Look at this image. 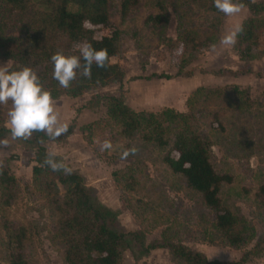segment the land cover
I'll use <instances>...</instances> for the list:
<instances>
[{
	"label": "rangeland",
	"instance_id": "374dc122",
	"mask_svg": "<svg viewBox=\"0 0 264 264\" xmlns=\"http://www.w3.org/2000/svg\"><path fill=\"white\" fill-rule=\"evenodd\" d=\"M119 3L111 0V19L123 32L118 55L111 61L123 67V80L79 97L61 95L54 99L61 123L72 130L61 140L46 142L47 151H55L63 163L80 173L98 200L116 212L117 229L142 232L143 246L126 249L124 264H186L174 258L168 247L144 251L152 242L183 244L211 257L209 260L264 264V205L256 197L264 184V32L258 57L244 61L236 43L224 46L220 41L249 17L245 7L238 14L225 16L210 9L214 0H139L122 19ZM162 12L161 24L144 22L149 14ZM214 28L218 32L212 42ZM184 33L192 37L185 45ZM7 62L11 63L0 59V65ZM180 69L181 74H177ZM187 70H193L192 76H185ZM219 70L236 73L214 74ZM199 87L221 89L208 96L203 91L199 101L202 92L190 103L197 112L194 127L210 139L212 163L217 170L232 175V181L223 185L221 197L246 227V241L239 247L212 237L211 212L199 194L159 158H122L123 142L110 138L115 130L97 129V124L93 133L82 130L106 117L105 105L97 104L95 95L122 96L136 111L157 113L172 108L185 112L189 109L188 97ZM9 107L10 103L0 108L5 122ZM213 112L219 115L222 128L212 124ZM5 139L9 144L0 146V160L16 154L11 168L21 188L8 215L28 228L29 264H65L61 249L52 240L55 220L47 204L35 193L26 192L32 186L34 152L10 137ZM104 141H109L111 148L102 151ZM2 237L0 226V264H7Z\"/></svg>",
	"mask_w": 264,
	"mask_h": 264
},
{
	"label": "trees",
	"instance_id": "16d2710c",
	"mask_svg": "<svg viewBox=\"0 0 264 264\" xmlns=\"http://www.w3.org/2000/svg\"><path fill=\"white\" fill-rule=\"evenodd\" d=\"M236 2L243 4L250 13L240 24L243 31L237 36L236 50L240 59L252 60L258 57L256 53L264 32V0ZM138 4L139 0H120L121 18L125 19ZM159 8L164 11L162 5ZM210 9L219 12L214 5ZM85 20L91 22L92 30L82 26ZM163 20L162 12L149 14L144 22L161 24ZM214 29L210 36L212 42L216 40L218 32L217 28ZM122 33L111 19V0H0V59L10 60L13 69H17V66L32 67L53 99L61 95L79 97L93 89L122 82L123 67L111 61L118 55ZM182 37L184 45L189 39L192 40L187 33ZM84 41L90 42L95 49H107L109 65L98 68L94 63L91 79L81 76L78 70L76 80L68 89H64L53 79L51 56L57 50L74 54L73 46ZM225 73L236 72H214ZM177 74H181V69ZM184 74L190 77L193 70H187ZM164 77L170 78L169 75ZM220 90L197 88L188 97L189 109L185 112L172 108L157 113L136 111L122 96L95 95L93 100L105 105L106 117L83 126L82 130L88 129L93 133L95 124L98 125L97 129L115 130L110 138L123 142L122 153L135 148V155L129 156L153 155L159 158L189 189L199 194L203 205L211 212L212 237H218L225 245L239 247L246 241V227H242L240 219L221 197V189L232 181V175L217 170L212 163L210 139L194 127L198 118L194 105L190 103L202 92L199 101L203 91L208 96L220 93ZM213 119L212 124L222 128L217 112H213ZM71 130L70 126L66 133L55 140L43 132H34L27 140L15 139L24 149L34 152L36 164L32 169V186L27 187L26 192L30 195L35 193L47 204L55 220L52 240L61 249L65 264H124L123 253L126 249L143 246L142 232L117 229L116 212L98 200L95 191L86 186L80 173L72 170V174L66 175L62 170L52 171L44 164L49 153L46 142L61 140ZM6 137L11 138V134L0 109V140ZM16 158V154H11L0 160L1 246L7 264H29L26 246L28 228L11 220L8 215L9 207L21 193L11 168V162ZM56 160L62 162L58 155ZM114 174L118 179V172ZM256 197L264 205V184L259 186ZM160 247H168L174 258L186 264H239L209 260L199 251L170 242H152L147 244L144 251Z\"/></svg>",
	"mask_w": 264,
	"mask_h": 264
},
{
	"label": "clouds",
	"instance_id": "9594fccd",
	"mask_svg": "<svg viewBox=\"0 0 264 264\" xmlns=\"http://www.w3.org/2000/svg\"><path fill=\"white\" fill-rule=\"evenodd\" d=\"M214 6L225 16L238 14L244 7L236 0H214ZM82 26L86 30L93 29V25L88 20L83 21ZM242 31V26L235 27L222 36L220 43L224 46H233ZM212 47L215 48V45ZM73 53L65 54L62 50H57L51 56L54 66L53 79L64 89H68L76 80L78 70L81 76L91 79L94 63L98 68H104L110 62L107 49H95L88 41L75 44ZM9 103L5 126L14 140H27L34 132H43L47 137L55 140L68 131V125L60 121V114L51 92L44 87L37 72L30 66H17V69H13L10 62L0 65V108ZM8 144V139L0 140V146L7 147ZM109 148L111 143L104 141L101 150ZM135 153V148L125 150L122 158ZM56 156L55 151H50L46 155L44 164L52 171L62 170L66 175L72 174V169L65 163L58 162Z\"/></svg>",
	"mask_w": 264,
	"mask_h": 264
}]
</instances>
